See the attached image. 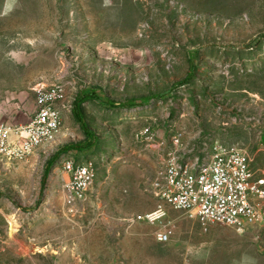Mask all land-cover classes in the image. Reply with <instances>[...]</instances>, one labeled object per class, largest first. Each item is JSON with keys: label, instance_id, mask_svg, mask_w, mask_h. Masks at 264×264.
Instances as JSON below:
<instances>
[{"label": "rangeland", "instance_id": "1", "mask_svg": "<svg viewBox=\"0 0 264 264\" xmlns=\"http://www.w3.org/2000/svg\"><path fill=\"white\" fill-rule=\"evenodd\" d=\"M38 85H63L71 108L28 161L0 158V264H264V231L137 220L181 130L241 147L264 178V0H0L2 119L26 125ZM89 92L96 146L49 166L86 141L74 105ZM69 160L97 169L85 212L65 204Z\"/></svg>", "mask_w": 264, "mask_h": 264}, {"label": "built area", "instance_id": "2", "mask_svg": "<svg viewBox=\"0 0 264 264\" xmlns=\"http://www.w3.org/2000/svg\"><path fill=\"white\" fill-rule=\"evenodd\" d=\"M35 92L38 106L26 125L3 120L0 110V158L4 161H28L62 131L64 113L71 108L66 88L38 85ZM64 171L66 206L71 212L87 211L97 178L94 163L69 160ZM153 187L158 207L138 216V221L156 224L174 210L205 228L225 225L242 233L264 231V178L253 171L247 151L221 143L214 133L191 137L184 130L175 133L160 157ZM157 239L166 244L170 234L161 230Z\"/></svg>", "mask_w": 264, "mask_h": 264}, {"label": "trees", "instance_id": "3", "mask_svg": "<svg viewBox=\"0 0 264 264\" xmlns=\"http://www.w3.org/2000/svg\"><path fill=\"white\" fill-rule=\"evenodd\" d=\"M95 98H98L95 92L83 93L78 96L74 105V114L78 123L81 125L84 131V134L86 136V141L81 143L70 144L65 148H63L61 152L50 161L49 166H52L61 154L69 153L71 151L84 152L91 150L93 147L96 146L98 141L97 136L92 130H90L88 124L86 123L85 118L83 116V108H82L84 103H86L89 100H94ZM149 102H150L149 99H145L144 104H147ZM113 106L115 107L114 104ZM125 107L135 108L137 107V104L135 101H131Z\"/></svg>", "mask_w": 264, "mask_h": 264}]
</instances>
